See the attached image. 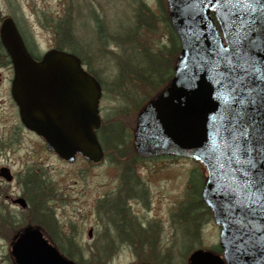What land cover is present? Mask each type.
Masks as SVG:
<instances>
[{
	"label": "water",
	"instance_id": "obj_1",
	"mask_svg": "<svg viewBox=\"0 0 264 264\" xmlns=\"http://www.w3.org/2000/svg\"><path fill=\"white\" fill-rule=\"evenodd\" d=\"M260 2L251 0L258 14L264 12ZM166 3L180 51L168 84L137 115L135 150L143 159L165 154L191 158L207 171L200 195L220 227L222 254L196 249L187 264H264L261 216L247 210L252 201L246 192L222 195L238 185L230 169L213 158L223 150L217 132L241 109L240 99L248 102L243 107L248 119L255 120L250 131L259 140L264 124V20L232 28L215 7H201L194 0ZM241 20L247 22L248 16L242 14ZM0 41L13 67L11 95L22 124L61 158L73 161L80 154L89 163L100 162L103 151L95 131L101 122V85L96 78L69 52L52 49L33 59L11 17L1 21ZM18 202L25 206L23 199ZM42 243L35 231L24 233L11 249L15 263L75 264Z\"/></svg>",
	"mask_w": 264,
	"mask_h": 264
},
{
	"label": "rangeland",
	"instance_id": "obj_2",
	"mask_svg": "<svg viewBox=\"0 0 264 264\" xmlns=\"http://www.w3.org/2000/svg\"><path fill=\"white\" fill-rule=\"evenodd\" d=\"M141 4L157 16L156 28L152 34L146 35L144 45L155 50L163 44H168L159 20L161 15L158 0H0V20L6 15L13 17L21 30H25L29 37L32 34L38 48L44 50L48 46H59L57 34H53L55 24L58 20L66 19L64 22L72 26L79 40L76 43V50L81 53L86 63L85 67L94 70L101 81L103 94L99 109L102 121L106 119L120 121L121 127L128 132L127 137L131 140L138 112L146 103L141 100L144 97V100L149 99L154 95V90L150 86H142L130 74L137 65L140 55L136 52L124 53L122 47L114 44L107 45V50L103 51L101 42L97 38L96 27L101 21L107 33L128 32L129 27L135 23L136 8ZM165 5L167 9L166 0ZM44 23L50 24L51 28L37 27V24ZM164 56L168 58L169 55ZM119 67L122 69L119 70ZM162 76H166L165 72H162ZM155 77L156 83L159 84L160 77L158 75ZM3 98L7 99L0 104L2 132L13 126L15 116L10 94ZM129 145L126 156L114 153L106 156L99 168L84 171L83 164L77 161L71 167L73 173L67 177L61 176V172L56 170L48 173L56 180L70 178L80 181L77 186L72 187L74 192H69L66 201L61 202L65 205L64 211L76 216L77 210H87L88 202L94 200L93 198L99 193L97 189L101 191L100 185L107 192L114 188L116 179L123 174L122 165L130 164L134 170V178H139L147 189V204L140 202L138 205L144 207L143 215L161 229L163 249L149 251L122 249L112 256H105L103 260L96 255L101 251H86L85 257L87 259L90 257V262L93 264H132L140 261L142 264H187V256L192 250L215 249L219 243V227L213 222L211 215L205 213L206 218L198 229L199 238L191 237L186 232V228L192 230L190 225H183L178 230L177 223L173 220L178 206L187 200L186 193L190 184L188 181L191 177L194 178L195 188H199L204 175L202 165L191 159L172 155L151 159L139 158L133 161L132 152L135 148L134 144L133 148ZM136 209L141 210L140 207ZM7 254V249L1 248L0 264H8L5 259ZM163 255H167L164 256L167 258H161Z\"/></svg>",
	"mask_w": 264,
	"mask_h": 264
},
{
	"label": "flooded vegetation",
	"instance_id": "obj_3",
	"mask_svg": "<svg viewBox=\"0 0 264 264\" xmlns=\"http://www.w3.org/2000/svg\"><path fill=\"white\" fill-rule=\"evenodd\" d=\"M6 17L11 16H3L0 24ZM11 18L34 59L40 60L50 49H59V46L52 45L40 50L33 35L30 34L31 39ZM37 27L50 29L51 25L44 23L37 24ZM12 78L13 67L0 42V104L7 99L3 96L9 93L15 110L13 126L3 132L0 130V255L1 248L7 249L5 259L8 264H16L11 249L28 231L40 235L42 247L54 249L75 264H93L90 257H85L86 251H101L96 255L103 260L105 256H112L122 249L162 250L161 229L143 215L144 207L138 205L140 202L147 204V189L139 178H134V170L132 175L124 174L122 177L123 174H120L114 188L108 192L100 185L101 191L97 189L99 193L88 202L87 210H77L76 216L63 210L65 205L62 203L80 181L70 178L56 180L48 172L60 171L61 176L67 177L73 173L71 167L77 161L83 164L84 171L99 168L102 162L92 164L78 154L74 161H70L48 149L42 136L22 124L19 108L11 96ZM96 136L102 146L98 133ZM57 186L60 188H54ZM31 187L38 189L35 191ZM32 194L35 195L31 197ZM18 199H23L25 206ZM136 207L141 210L137 211Z\"/></svg>",
	"mask_w": 264,
	"mask_h": 264
},
{
	"label": "trees",
	"instance_id": "obj_4",
	"mask_svg": "<svg viewBox=\"0 0 264 264\" xmlns=\"http://www.w3.org/2000/svg\"><path fill=\"white\" fill-rule=\"evenodd\" d=\"M158 2L161 15L159 20L160 23H162L164 34L167 38L168 44H163L155 50L147 48V46L144 45V42L146 35L152 34L154 29L156 28L155 20L157 19V16L144 4H141L138 8H136L137 10L134 15L135 23L129 27V31L126 33H107L104 25L100 23L101 21L96 27L97 38L101 42L100 46L102 45L103 51L107 50V45L109 46V44H114L122 47L124 53L136 52L140 55L137 65L133 68V71L130 74H132L136 81L139 82L142 86H150L151 88H153L154 95H152L149 99L144 100V97L141 100L146 101V103L152 98L156 97L169 82L170 78L172 77L173 62L180 50L178 37L176 36L170 25L165 0H158ZM64 21H66V19H61L56 21L55 24V30L59 41V48L65 49L77 55L81 59L82 63L86 65L81 53L77 52L76 50V43L79 42V40L76 38L73 32L72 26H68L67 22ZM97 21L99 20L97 19ZM164 55H169L170 57L168 56V58H166V56ZM123 66L127 68L125 64H123ZM143 67L145 68V70H143ZM86 68L90 74H92L100 81L98 75L94 72V70H92L90 67ZM121 69L122 67H119V70ZM162 72H165L166 76H162ZM155 75H158L160 77L159 84L156 83ZM121 125V122L117 120L106 119L102 121V124L97 133L104 149L105 157L113 153L118 155L123 154L124 156H126L128 153V145L130 144L133 148V135L131 136L132 139L130 140L127 137L128 132H126L121 127ZM132 157L133 161L139 159L134 150L132 152ZM132 170L133 168L130 164H127L126 166L122 165V177H124V174L132 175ZM188 182L190 184L187 188L186 193L187 200L185 201V203L178 206L177 211L174 213L173 220L176 221L178 230L183 225H190L189 227L193 231L186 228V232L191 237L196 236L197 238H199L198 229L201 222L204 221V218H206V216L204 217L205 213L211 215L210 211L200 198V193L203 188L204 176L201 178L200 186L198 189L195 188L193 177H191ZM30 189L37 191L38 188L31 187ZM34 195L32 194L31 197ZM213 251L218 254L221 253V250L218 246H216ZM164 256L167 255H163L161 256V258H167H164Z\"/></svg>",
	"mask_w": 264,
	"mask_h": 264
},
{
	"label": "snow or ice",
	"instance_id": "obj_5",
	"mask_svg": "<svg viewBox=\"0 0 264 264\" xmlns=\"http://www.w3.org/2000/svg\"><path fill=\"white\" fill-rule=\"evenodd\" d=\"M194 4H199L201 7L205 4L208 8L215 7L225 25H230L232 28L254 26L264 20V12L258 14V9L252 6L251 0H194ZM259 8L264 10V0H261ZM242 14L248 16L247 22L241 20ZM238 103L242 106L241 109L217 132L223 150L219 156L214 154L213 158L217 160L219 167L230 169L234 184L238 185L236 188L226 189L222 195L231 194L235 197L240 191L246 192L252 201V207L247 210L253 215L258 212L264 225L262 219L264 218V167L261 166L264 164V124L259 129V140H257L250 131L255 126V120L248 119V113L243 107L248 102L240 99ZM251 104H255V101H251ZM257 145H259V156H257ZM234 165L236 167H233Z\"/></svg>",
	"mask_w": 264,
	"mask_h": 264
}]
</instances>
